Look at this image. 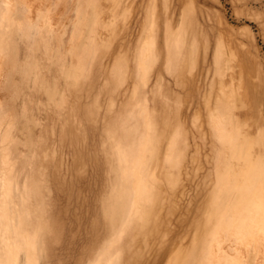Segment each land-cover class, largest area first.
Listing matches in <instances>:
<instances>
[{"label": "rangeland", "instance_id": "1", "mask_svg": "<svg viewBox=\"0 0 264 264\" xmlns=\"http://www.w3.org/2000/svg\"><path fill=\"white\" fill-rule=\"evenodd\" d=\"M263 214L264 0H0V264H264Z\"/></svg>", "mask_w": 264, "mask_h": 264}, {"label": "bare ground", "instance_id": "2", "mask_svg": "<svg viewBox=\"0 0 264 264\" xmlns=\"http://www.w3.org/2000/svg\"><path fill=\"white\" fill-rule=\"evenodd\" d=\"M263 215H264V214H263ZM6 216H7V215H6ZM6 216H5V217H6ZM256 216H257V215H256ZM252 221H253V220H252ZM255 221H256V220H255ZM257 224H258V223H257ZM257 224H256V226H257ZM260 227H261V226H260ZM244 230H245V229H244ZM5 231H6V230H5ZM241 234H242V233H241ZM10 245H11V243H10ZM10 245H9V246H10ZM12 247H13V246L11 245V250H13ZM17 248H18V247H17ZM22 248H23V247H22ZM15 250H16V249H15ZM9 251H10V250H9ZM9 251H8V252H9ZM13 252H14V251H13ZM13 252H12V253H13ZM12 253H10V255H11ZM13 255H14V253H13ZM13 255H12L11 257H13L12 259H15V258H14L15 256H13ZM15 255H16V254H15ZM19 255H20V254H19ZM11 257H10V258H11ZM23 258H24V257H23ZM7 259H9V258H7ZM7 261H8V264H9L11 260H10V261H9V260H5L6 263H7ZM2 263H3V262H2ZM18 264H19V262H18Z\"/></svg>", "mask_w": 264, "mask_h": 264}]
</instances>
